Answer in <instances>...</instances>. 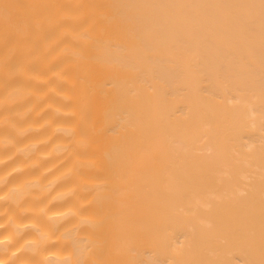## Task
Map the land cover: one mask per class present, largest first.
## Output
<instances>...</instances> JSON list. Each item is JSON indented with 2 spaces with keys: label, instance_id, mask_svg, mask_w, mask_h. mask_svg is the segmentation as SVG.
<instances>
[{
  "label": "bare ground",
  "instance_id": "obj_1",
  "mask_svg": "<svg viewBox=\"0 0 264 264\" xmlns=\"http://www.w3.org/2000/svg\"><path fill=\"white\" fill-rule=\"evenodd\" d=\"M0 264H264V0H0Z\"/></svg>",
  "mask_w": 264,
  "mask_h": 264
}]
</instances>
